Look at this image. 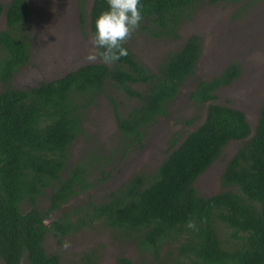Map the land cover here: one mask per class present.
<instances>
[{"label": "trees", "instance_id": "trees-1", "mask_svg": "<svg viewBox=\"0 0 264 264\" xmlns=\"http://www.w3.org/2000/svg\"><path fill=\"white\" fill-rule=\"evenodd\" d=\"M243 0H140L143 19L136 31L155 39L178 40L182 24L203 3ZM253 1V0H252ZM255 1V0H254ZM85 2L78 0L85 21ZM107 0H93L89 25L108 9ZM5 4L0 1V17ZM28 0H10L6 27L0 29V259L3 264H61L58 253L44 245L50 232L58 242L97 225L118 231L141 253L162 257V264H264V103L255 132L241 109L216 102L217 91L241 75L231 63L209 79L197 78L201 38L189 35L150 69L129 44L128 55L105 64H85L64 76L28 89L13 87L15 74L30 60ZM104 49H97V52ZM197 83L189 98L206 107L201 124L168 140L167 156L153 171L139 172L110 190L103 200L91 196L93 176L133 149L145 147L148 130L171 114L184 83ZM140 101L120 114L123 101L115 93ZM107 96L116 113L118 137L110 150L93 148L72 160V147L85 133L88 111ZM196 116L185 121L191 125ZM239 141L221 175L222 190L202 195L196 180ZM104 153V154H103ZM109 177L107 173L104 180ZM45 197L44 210L39 201ZM29 209L23 208L24 204ZM68 207V208H67ZM65 209V210H63ZM63 210L48 221L49 215ZM193 225V226H189ZM90 261V257H85ZM123 264H131L122 258Z\"/></svg>", "mask_w": 264, "mask_h": 264}, {"label": "rangeland", "instance_id": "rangeland-1", "mask_svg": "<svg viewBox=\"0 0 264 264\" xmlns=\"http://www.w3.org/2000/svg\"><path fill=\"white\" fill-rule=\"evenodd\" d=\"M0 1L7 4L10 0ZM28 2L30 17L27 26L32 35L31 56L29 62L15 74L11 81L13 87L32 88L43 81L60 78L85 64L100 61L89 25L93 0L85 2L84 22L80 17L78 0ZM5 27V17L1 16L0 29ZM191 34L199 35L202 44L197 78L205 80L216 76L231 63L241 65V75L231 85L217 91L216 102L243 110L254 134L259 110L264 103V0L203 3L197 7L193 17L182 24L180 39H155L135 32L128 44L146 66L155 70L161 59ZM92 52H96L98 56L95 62L87 59ZM197 78L191 77L184 83L171 106V114L160 118L148 130L144 148L133 149L118 164L113 161L106 165L105 174L98 171L93 176L92 188L70 201L67 206L70 207L88 196L98 201L103 200L110 190L134 174L156 169L168 154L170 136L179 131L185 136L205 118L206 107L199 106L189 98ZM114 96L123 101L119 106L120 114L140 103L117 92ZM194 116L197 117L196 120L191 125H185V121ZM83 127L85 133L77 138L72 147L73 161L88 150L100 149L102 153L117 143L116 113L107 96H101L98 104L88 111ZM239 144V141H231L225 147L222 157L196 180V187L202 195L210 196L222 190L221 175L226 161ZM107 173L109 177L104 180ZM39 204L45 210L48 200L43 197ZM29 207L27 203L23 206L25 210ZM63 210L50 214L48 221L61 215ZM66 242L70 247H64ZM44 245L49 253L61 256V264H123L122 258L130 260L131 264H162L163 261L168 262L169 257L165 251H170L172 246L164 247L162 257L141 253L134 242L122 238L118 231L102 225L67 235L61 242L48 232ZM87 256L90 257L88 262L85 260ZM0 264H3L1 259Z\"/></svg>", "mask_w": 264, "mask_h": 264}, {"label": "clouds", "instance_id": "clouds-1", "mask_svg": "<svg viewBox=\"0 0 264 264\" xmlns=\"http://www.w3.org/2000/svg\"><path fill=\"white\" fill-rule=\"evenodd\" d=\"M107 4L108 9L102 11L96 20V35L92 42L96 49H104L98 53L99 58L105 64H111L128 55L124 45L140 27L143 5L140 0H107ZM97 58L96 52L87 57L90 62ZM64 247L68 248L70 244L66 242Z\"/></svg>", "mask_w": 264, "mask_h": 264}, {"label": "water", "instance_id": "water-1", "mask_svg": "<svg viewBox=\"0 0 264 264\" xmlns=\"http://www.w3.org/2000/svg\"><path fill=\"white\" fill-rule=\"evenodd\" d=\"M6 8H7V4L5 5V13H4V17H6Z\"/></svg>", "mask_w": 264, "mask_h": 264}, {"label": "flooded vegetation", "instance_id": "flooded-vegetation-1", "mask_svg": "<svg viewBox=\"0 0 264 264\" xmlns=\"http://www.w3.org/2000/svg\"><path fill=\"white\" fill-rule=\"evenodd\" d=\"M8 4V3H7ZM6 5V4H5ZM2 16H4V14L2 15Z\"/></svg>", "mask_w": 264, "mask_h": 264}]
</instances>
